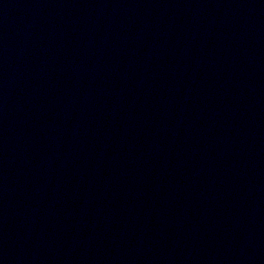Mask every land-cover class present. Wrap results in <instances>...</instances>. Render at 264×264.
<instances>
[{
  "label": "water",
  "instance_id": "water-1",
  "mask_svg": "<svg viewBox=\"0 0 264 264\" xmlns=\"http://www.w3.org/2000/svg\"><path fill=\"white\" fill-rule=\"evenodd\" d=\"M0 264H264V0H0Z\"/></svg>",
  "mask_w": 264,
  "mask_h": 264
}]
</instances>
